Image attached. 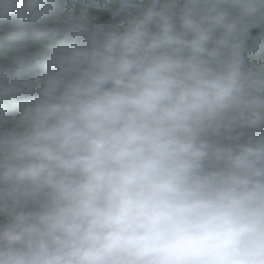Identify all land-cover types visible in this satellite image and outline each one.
<instances>
[{
  "label": "clouds",
  "instance_id": "1",
  "mask_svg": "<svg viewBox=\"0 0 264 264\" xmlns=\"http://www.w3.org/2000/svg\"><path fill=\"white\" fill-rule=\"evenodd\" d=\"M0 264H264V0H0Z\"/></svg>",
  "mask_w": 264,
  "mask_h": 264
}]
</instances>
